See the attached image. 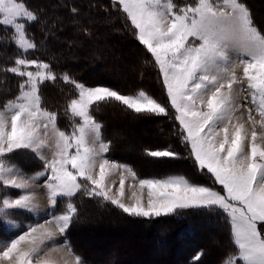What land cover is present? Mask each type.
Instances as JSON below:
<instances>
[{"label":"rangeland","instance_id":"obj_1","mask_svg":"<svg viewBox=\"0 0 264 264\" xmlns=\"http://www.w3.org/2000/svg\"><path fill=\"white\" fill-rule=\"evenodd\" d=\"M114 1L154 53L196 158L224 186L226 195L192 185L183 177L138 181L128 165L109 164L113 162L107 156L108 143L102 141L101 125L91 117L90 106L117 98L138 111L165 113L164 104L146 92L126 95L78 83L80 94L71 101L70 110L81 124L76 123L80 125L70 135L64 133L56 115L41 105V86L56 77L45 60L26 57L36 49L27 37L26 23L35 22L37 15L18 0H0V20L15 31L16 44L24 54L14 69L24 76L22 92L0 107V264L90 263L73 254L66 237L75 214L73 205L63 204L62 212L53 216L57 199L72 198L81 189L80 179H88L106 198L138 211L116 203L129 213L149 216L190 206L220 207L231 217L240 249L225 264H264V39L252 26L248 10L238 0H181V6L174 0ZM258 13L259 21L260 9ZM98 35L108 36L105 31ZM66 40L63 50H70L72 58L75 45ZM121 44L112 46L119 50ZM110 46L99 43L105 51ZM103 57L108 66L111 59L105 53ZM118 59L122 57L117 55L115 63H120ZM118 134L120 157L141 154L135 151L137 141L131 134ZM22 149L43 164L41 172H27L10 159L2 161ZM14 189L16 195L10 193ZM19 210L29 212L28 219ZM96 221L102 227L117 225L99 218L84 225L95 226ZM88 229L73 239L93 264H157L153 254H140L143 243L131 227L114 234L98 227ZM146 259L151 260L145 263Z\"/></svg>","mask_w":264,"mask_h":264},{"label":"trees","instance_id":"obj_2","mask_svg":"<svg viewBox=\"0 0 264 264\" xmlns=\"http://www.w3.org/2000/svg\"><path fill=\"white\" fill-rule=\"evenodd\" d=\"M18 1L24 3L37 15L35 22L26 23L27 37L36 45V49L27 52L26 57L45 60L54 73L56 78L41 86V105L44 110L56 115L57 124L64 133L70 135L72 129L73 132L77 129L74 128L75 125L81 124L79 118L70 110L71 101L80 94L78 83L89 87H109L126 95L146 92L150 97L164 104L165 113L138 111L117 98H105L90 106L91 117L101 125L102 141L108 143L109 159L128 165L139 180L183 177L192 185L209 187L226 195L224 186L208 168L202 167L196 158L193 145L179 120V111L169 96L154 53L140 41L137 28L118 2L114 0ZM174 1L177 6L184 5L181 0ZM238 2L248 10L252 26L264 39V0H238ZM259 9L261 23L257 19ZM103 31L108 36L101 39V35L98 34ZM46 35L47 37H44ZM65 37L70 38V43L75 45L72 58L68 56L70 50L67 52L63 50L67 42ZM113 39L120 41L114 42ZM103 41L111 45L106 51L99 47V43ZM122 42L126 44H121ZM112 43L121 44L122 49L115 50ZM104 53L111 59L108 66L103 64V62L107 63L103 57ZM23 55V51L16 44L15 31L0 20L1 108L7 106L8 102L15 101L22 92L24 76L14 69L17 60ZM117 55L122 57L121 61L118 59L120 63H115ZM88 59L89 61H86ZM88 64L91 68H88ZM79 121L80 124H76ZM120 132L122 135L131 134L130 136L135 138L137 141L134 145L135 151H140L141 154L125 156L126 159L120 157L122 155L119 150L121 149V143L119 144L121 141L118 137ZM139 138H142V143L139 142ZM156 151L167 154L159 156ZM8 159L30 173L41 172L44 169L43 164H38L37 157L26 149L13 152L6 159L2 158V161L7 162ZM163 166L170 168L159 170ZM80 183L81 189L72 198L57 199L53 216L62 212L63 204L73 205L75 214L70 229L66 231V237L73 254L80 255V258L83 255L85 260L90 262L89 264H93L94 260L82 253L80 246L77 248L73 235L75 230L79 232L78 234H84L86 230H90L88 227L92 226V230L98 227L96 224L84 225L91 218H99L107 223L113 221L117 225L113 224L112 227L119 228L117 231L131 227L132 231L137 233L134 237L143 243L140 254L144 256L146 252L153 254L151 258L157 264H168L169 261L172 262L171 264L178 262L225 264L229 258L236 257L240 253L235 241L231 217L220 207L191 206L178 208L164 215L134 214L125 211L116 202L100 194V190L88 179H80ZM10 193L16 195L17 191L14 189ZM18 213L26 216L25 219L30 215L29 212L20 210ZM85 215L88 219L83 218ZM24 229H27V226ZM224 250V254L220 256ZM149 260L144 261L149 263ZM96 264L118 263L103 261Z\"/></svg>","mask_w":264,"mask_h":264},{"label":"bare ground","instance_id":"obj_3","mask_svg":"<svg viewBox=\"0 0 264 264\" xmlns=\"http://www.w3.org/2000/svg\"><path fill=\"white\" fill-rule=\"evenodd\" d=\"M205 119H206V118H205ZM258 138H259V136H258ZM168 167H169V166H166V167L163 166V167H161L159 170H161V169H166V168L169 169L170 167H169V168H168ZM95 223L97 224L98 222L96 221ZM97 225H98V224H97ZM102 226H103V224H102V225L100 224V225H98V228H100V229L102 230V232H105V234H106V233H111V234H112V233H116L117 230L119 229V228H114V227H112V226H111V227H110V226L105 227L106 225H105L104 227H102ZM141 228H142V227H141ZM77 229H78V228H77ZM100 229H99V230H100ZM79 230H81V229H79ZM97 230H98V229H97ZM97 232H98V231H97ZM78 233H79V232H78L77 230L74 231V235H75V234L78 235ZM130 239H131V237L128 236V240H130ZM69 248H70V247H69ZM224 252H225V250H224L223 252L220 253V256H221L222 254H224Z\"/></svg>","mask_w":264,"mask_h":264},{"label":"crops","instance_id":"obj_4","mask_svg":"<svg viewBox=\"0 0 264 264\" xmlns=\"http://www.w3.org/2000/svg\"><path fill=\"white\" fill-rule=\"evenodd\" d=\"M111 161V160H110ZM111 162H113V163H109V164H113V165H115L114 163H116V164H120V163H117V162H115V161H111ZM120 167H123V164H121L120 165ZM121 173H123V172H121ZM136 179V178H135ZM137 180V179H136ZM138 181H141V180H138ZM113 201H115L117 204H119V205H121L124 209H126L127 211L128 210H130V211H132V212H138L137 210L135 211L133 208H131V207H129V206H125L123 203H121L120 201H118V200H116V199H113ZM210 206V205H209ZM191 207V206H190ZM173 211V210H172ZM140 214V213H139ZM65 249L67 250V248L65 247Z\"/></svg>","mask_w":264,"mask_h":264}]
</instances>
